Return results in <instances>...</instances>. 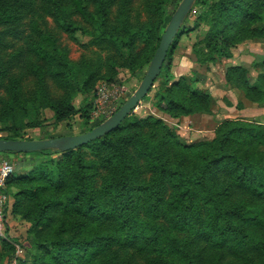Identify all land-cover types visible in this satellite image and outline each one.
Masks as SVG:
<instances>
[{"label": "trees", "instance_id": "trees-1", "mask_svg": "<svg viewBox=\"0 0 264 264\" xmlns=\"http://www.w3.org/2000/svg\"><path fill=\"white\" fill-rule=\"evenodd\" d=\"M178 1H169V13ZM92 2V10L77 4L89 25L102 28L100 39L92 43L109 41L118 53L124 49L132 64L137 32H126L125 40L117 27L107 32L109 8L116 2ZM9 3L0 0V35L15 23L8 14ZM196 8V20L187 31H205L191 48L198 63L231 58L240 39H264V0H196L192 10ZM61 10L54 4L49 13L60 29L72 33L73 23ZM121 24L128 21L123 19ZM235 29L238 38L233 36ZM175 47L176 38L156 78H161L156 107L173 118L208 112L206 105L212 100L208 93L190 89L194 80L176 79L171 73L169 55ZM20 56L28 79L39 83L47 76L63 91L61 97L44 104L56 120L79 112L75 93L80 76L87 74L81 60L72 61L56 46L47 49L41 44L29 45ZM252 66L259 69L255 83L249 70L238 65L227 68L226 80L240 87L250 101L263 102L264 52L254 54ZM13 73L0 62V125L6 129L0 138L26 139L22 130L40 124L39 108L36 98L22 97L26 79ZM236 107L243 105L238 102ZM215 130L210 141L183 144L175 141L167 123L150 115L62 153L51 165L39 166L28 175H12L6 190L9 185L17 188L15 212L44 237L39 243L29 239L41 252L21 264L62 259L73 264H114L119 245L139 255V264H264V124L227 118ZM83 148L93 157L90 163ZM91 166L98 168L97 180L88 172ZM91 225L96 228L93 232Z\"/></svg>", "mask_w": 264, "mask_h": 264}, {"label": "rangeland", "instance_id": "rangeland-1", "mask_svg": "<svg viewBox=\"0 0 264 264\" xmlns=\"http://www.w3.org/2000/svg\"><path fill=\"white\" fill-rule=\"evenodd\" d=\"M156 1L115 0L116 3L109 8L108 27L105 29L107 32L113 31L117 27L120 31V37L124 40L127 38V33L137 32L132 52L135 60L130 64V58L124 49L121 53H118L115 48H112V44L109 41H105L102 44L92 43L93 40L100 39L102 28L95 29L89 25L77 11L78 3L92 10L94 6L92 0H10L7 6L8 14L13 16L15 23L10 25L5 33L0 35V62L3 63V66L5 64L9 70L15 72L13 73L15 76H24L26 80L20 89V94L24 99H37L36 104L39 108L41 120L37 127L23 128L22 134L26 139H43L53 136L80 134L104 121L100 118H91L92 107L97 98L96 93L103 85L107 86L110 90L117 89L119 91L120 97L116 104L117 108L129 97L138 87L145 74L155 49L159 44L158 39L161 38L171 14L175 10L169 13L170 0H162L159 3ZM54 4H58L61 7L60 14L66 20L70 19L72 21L74 26L72 33L60 29L53 21L49 12L52 10ZM197 12V8L190 12L180 29L181 32L176 37V47L169 55L171 62L170 71L172 74H174V66L179 58L187 57L189 54L195 58L191 51L192 44L196 39L204 37V30V32H198L197 30L187 31V28L192 27L195 22ZM123 13L124 15H121ZM123 19L127 20L128 24H121ZM262 24L264 25V20ZM239 35L235 29L233 36L238 38ZM254 42L263 44L264 39H240L234 43L233 50L238 47L243 48ZM34 44H41L47 49L56 46L59 50L65 52L70 60H81L87 67V74L80 76V86L75 93L74 106L78 108L79 112L67 119L56 120L53 113L44 106L46 100L61 97L63 91L52 83L47 76L39 81V83L34 78L28 79V72L24 66L20 67L23 61L20 54L25 51L28 52L29 45ZM18 60L20 61L18 62ZM213 65L214 68H208V71L213 76L212 81L213 78L218 81L217 83L214 82L213 85L221 88L224 82L232 90H236L238 93L243 92L232 81L226 80V71L221 63H214ZM174 76L176 79L184 77L186 82L194 80L189 85L190 89H199L208 93L212 98L208 102V105H206L208 112L181 113L178 117L173 118L157 108L155 92L161 84V78H158L148 95L140 101L121 126L145 120L152 115L162 119L169 125L173 131L175 141L179 143L194 144L200 141L212 140L215 137L216 127L227 118L219 116L218 112L220 109L216 99L211 94L212 92L206 90L205 70L189 68L188 70L177 71ZM83 83H87V85L84 86ZM241 94L244 95V93ZM245 99L248 98L245 97ZM251 103V107L248 108H257V116L242 119L264 124V111L260 109L264 105V101H251ZM81 112H86V116L80 115ZM3 130H6L5 127L0 125V134H2L1 131ZM146 132H149V129H146ZM168 144L170 145V143ZM245 148L247 149L249 146ZM82 150L86 162L90 163L93 157L90 155L89 149L83 148ZM62 153L64 152L59 151L48 156L13 155L9 153L2 155L1 158L7 159L13 164L15 169L13 175L21 176L30 174L39 166L51 165V163L63 157ZM88 172L89 174L94 173V177L97 180L98 168L95 169L91 166ZM103 173L104 171H101V174ZM7 189L6 231L5 236L0 237V264H21L23 259L29 260L31 254H39L41 252L39 247L31 243L29 239L34 238L35 242L39 243L44 237L38 235L36 230L32 231L31 221L22 217L20 213L15 212L16 198L14 193L17 191V188L9 185ZM95 225L89 226L92 227V232L96 229L93 227ZM128 251L129 249L123 248L122 245L117 246V258L114 264L141 263L139 255L129 254ZM52 264H73V260H69L67 263L65 259H62L60 263L53 262ZM108 264L111 263L108 261Z\"/></svg>", "mask_w": 264, "mask_h": 264}, {"label": "water", "instance_id": "water-1", "mask_svg": "<svg viewBox=\"0 0 264 264\" xmlns=\"http://www.w3.org/2000/svg\"><path fill=\"white\" fill-rule=\"evenodd\" d=\"M195 1L196 0H180L171 14L169 22L161 35L159 44L138 87L110 117L95 127L80 134L53 136L43 139L0 138V153H33L52 149L65 152L99 139L119 127L140 101L148 95L156 78L161 72L167 52L176 38V35L180 31L184 21L189 16Z\"/></svg>", "mask_w": 264, "mask_h": 264}, {"label": "crops", "instance_id": "crops-1", "mask_svg": "<svg viewBox=\"0 0 264 264\" xmlns=\"http://www.w3.org/2000/svg\"><path fill=\"white\" fill-rule=\"evenodd\" d=\"M258 52H264V43H258L254 42L252 44H249L248 46H244L243 48L238 47L237 49L233 50V54L231 58H220L217 59L214 62L201 64L195 61V58L189 56H184L179 58L176 61V65L174 66V74L176 75L177 71H184L188 70L189 68L192 69H203L205 70L206 75V90H209L212 92L211 94L216 99L217 105L219 106L220 111L218 112L219 116L221 118H245V117H254L257 116L256 110H258L255 107H252V109L248 108L251 107L252 104L249 99H245V96L241 93L243 92H236V90H232L231 87L226 86L223 82V78L221 79L223 84L221 88H218L217 85H213L214 82L217 83L213 78L212 81V73L208 71V68L213 67L214 63L218 64L221 63L226 71L227 68L231 66H241L249 70L251 75V82L255 83V77L259 72V69L254 68L252 66V62L254 60V54ZM181 59V60H180ZM176 72V73H175ZM217 87V88H216ZM241 102L243 107L241 109H238L236 107L237 103ZM261 110L264 111V105L260 107ZM264 115V114H263ZM9 154V153H0V158L2 155ZM13 154V155H19Z\"/></svg>", "mask_w": 264, "mask_h": 264}, {"label": "built area", "instance_id": "built-area-1", "mask_svg": "<svg viewBox=\"0 0 264 264\" xmlns=\"http://www.w3.org/2000/svg\"><path fill=\"white\" fill-rule=\"evenodd\" d=\"M97 98L93 104L91 111L92 119H107L116 110V104L120 97L117 89L110 90L103 85L96 93ZM13 164L7 159L0 158V237L5 236L6 231V208L8 194L6 191V183L14 173Z\"/></svg>", "mask_w": 264, "mask_h": 264}]
</instances>
